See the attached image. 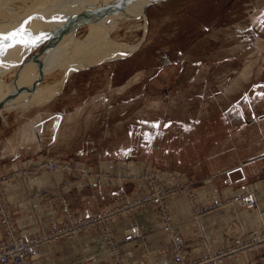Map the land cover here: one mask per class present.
Returning a JSON list of instances; mask_svg holds the SVG:
<instances>
[{"label":"rangeland","instance_id":"1","mask_svg":"<svg viewBox=\"0 0 264 264\" xmlns=\"http://www.w3.org/2000/svg\"><path fill=\"white\" fill-rule=\"evenodd\" d=\"M82 1L73 0L60 13L56 25L65 32L56 52L51 48L46 53L56 26L37 22L40 28L34 26L33 37L12 41L34 42L0 53V198L14 226L4 184L62 173L69 182L51 190L58 198L71 185H78L83 195L95 191L97 180L108 192H120L115 199L106 195L101 208L83 216H75L62 198L61 223L48 231L77 227L75 236L65 237L73 238L99 228L113 264H125L112 229L119 219L127 222L121 230L124 240L140 238L142 226L156 224L166 242L168 264H177L168 235L179 238L185 264H264V218L246 220L245 230L237 223L241 214L259 207L255 193L239 179L242 163L264 161V151L259 152L264 149V105L243 101L256 97L259 88L256 78L240 87L239 77L248 75L253 63L246 61L259 53L257 35L264 30L256 21L264 0ZM42 3L40 9L46 6ZM31 5L32 0L20 2L15 25L31 20ZM124 5L134 17L107 34L104 22L116 19L111 14ZM44 15H37L40 22L47 19ZM225 70L231 78L239 71L226 103ZM153 194L166 196V213L155 202L137 203ZM247 196L252 202L244 205L241 198ZM179 197L190 203L196 224L206 232L218 224L227 228L224 238H213L211 247L202 240L199 252L186 248L180 218L171 206ZM214 210L234 218L216 221L208 215ZM150 211L154 223L146 215ZM99 212L106 215L103 221L85 223ZM107 230L112 246L104 236ZM53 242L40 247L33 264H39L43 248ZM83 260L90 264L95 257Z\"/></svg>","mask_w":264,"mask_h":264},{"label":"crops","instance_id":"2","mask_svg":"<svg viewBox=\"0 0 264 264\" xmlns=\"http://www.w3.org/2000/svg\"><path fill=\"white\" fill-rule=\"evenodd\" d=\"M257 7L260 8V5L258 4ZM259 10H262V13L257 18L256 23L263 26L264 30V25L260 23V18L262 14H264V8H260ZM253 22L254 21H252V23ZM259 34L257 35L256 47L261 55L258 53L256 59L246 61L253 63L252 67L247 69L249 73L246 77H239L240 87H243L250 79L256 78L254 86L255 88H259L256 90L257 96H247L243 100L248 104L250 102L251 105H257L258 103L264 105V98L260 95L264 93V32ZM243 64L239 71L243 68ZM239 71L236 72L232 78L231 75H227L226 70L224 71V75H222V78L226 80L224 84L225 96H223L225 103L227 100L231 99L230 96L233 90L227 91V89L229 86L233 85V78ZM228 103L229 105L232 104V102ZM229 110L232 111L233 109L230 108ZM255 115L256 114L251 113L250 116L253 117ZM260 127H262V125H260ZM256 150L260 149L257 148ZM262 151H264V149L259 152ZM256 169L257 171L255 172ZM239 181L245 186L246 190H251L255 193L259 204L257 210L250 211L249 213L246 212L245 214L243 213L241 214L242 216L240 215L241 221H237L239 230H245L246 220L249 221L252 217L264 218V161L260 162L259 158H255L254 161L251 160L242 163ZM68 182L69 178L65 177L62 173H42L31 177L15 178L4 184L5 187L3 190L11 205L13 220L18 233L22 237L32 239L58 227L62 219V209H60L62 198L66 206H69V209L75 216H83L87 212H92L101 208L105 204L106 195L108 199L119 197L118 194L120 192L118 190V192L114 190L108 192L109 189L106 190L104 188V190L102 188V186H104L103 183L98 180L95 182L97 185L95 191L91 192L88 190L89 192L87 191L86 195H83L85 192L79 191L78 185L65 187L66 191H64L62 198H58V194H56L54 190L51 191ZM74 183L81 184L77 181ZM171 206L174 215L180 218L179 229L184 238V245L186 248L193 250V253L200 251V248H202L200 247L202 240H204L203 244L206 243L208 247H211V240L213 238L222 239L224 238L223 234L228 232V229L226 228L225 230L221 224H218V226L208 232H206L204 228H201L202 226H198L193 216L192 207L185 198L179 197L172 200ZM146 215L150 219V223L155 222V216L152 211L148 212ZM208 215L216 221V218H218L219 221L231 220L234 218L233 214H225L222 210L208 211ZM125 224H127V222L125 223V221L121 219L112 223V229L116 234L119 248L125 254V264L169 263L166 242L163 236L156 232V224H151L148 227L142 226L141 229L144 235L140 238L124 240L121 230L124 228ZM100 232V229L97 227L93 229L89 228L81 231L77 237L62 238L53 242L45 247V249L43 248L39 264H77L79 261L80 264H85L83 257L87 255H94L95 257V260L90 264H113L110 256L104 252L105 243ZM203 235H205V237H203Z\"/></svg>","mask_w":264,"mask_h":264},{"label":"built area","instance_id":"3","mask_svg":"<svg viewBox=\"0 0 264 264\" xmlns=\"http://www.w3.org/2000/svg\"><path fill=\"white\" fill-rule=\"evenodd\" d=\"M47 167H51V169H55L56 165L48 164ZM164 195H150L146 198H141L137 201L138 204L141 203H152L155 202L161 207V211L166 213L164 207ZM243 200V204H251L252 200L247 197L241 198ZM106 215L104 213L99 212L95 216L87 219L85 223L95 224L104 220ZM89 224V225H90ZM0 264H33L34 261H37L40 257V247L48 244L53 241H57L61 238L72 237L77 233V227L75 230L72 228L67 229H59L53 230L46 234H42L32 239H25L17 231L16 226L11 221L9 212L5 206L4 201L0 198ZM88 226V225H86ZM84 226V227H86ZM105 238L108 241L110 246L114 245L112 242V236L110 232L107 230L104 234ZM171 239L172 245L176 248L173 253L174 261L177 264H185L183 253L179 247V238L175 235H168ZM115 249V248H114ZM190 264V263H189ZM194 264V263H191Z\"/></svg>","mask_w":264,"mask_h":264},{"label":"bare ground","instance_id":"4","mask_svg":"<svg viewBox=\"0 0 264 264\" xmlns=\"http://www.w3.org/2000/svg\"><path fill=\"white\" fill-rule=\"evenodd\" d=\"M23 0H0V34H4V35H7L8 33H12L13 31H15V30H17V29H19L20 27H21V25H15V20L16 19H18L19 18V16L17 17V15H18V9H17V7H18V5L20 4V2H22ZM42 1H44V2H46L45 4H46V6L44 7V6H42V8L40 9V6L41 5H43V3H42ZM49 1H51L50 3H48ZM78 1H80V0H78ZM89 0H83L82 2L83 3H85V2H88ZM71 3H73V0H32V5H31V7H35V9L33 10V11H31V12H29L28 14V17L29 18H31V20L26 24V23H24L23 24V27H24V31H23V33H22V35H21V37L22 36H28V35H30L31 34V32H33V29H34V26L36 27H38V25L37 24H35V23H40V24H42L43 25V27L44 26H47V24H48V26H56L53 30H54V32H53V37L51 38V40H50V42H48V44H47V52L46 53H49V51H48V49L50 50L51 48L54 50H52L53 52H56L57 51V49H59L60 48V46H59V41H60V39H61V37H62V35L64 34V32H65V29L63 28V27H58L56 24L59 22V15H60V13L62 12V11H64V10H66L69 6H71ZM50 5V6H49ZM49 6V7H48ZM51 6H53V7H51ZM126 6L127 5H124V7L121 9V12L120 13H117V12H113L111 15H114V14H117L115 17H116V19H111L112 20V24L109 26V22L111 21V20H108V21H106V22H104V24H105V31L104 32H106L107 34L108 33H110V28H113V29H115L117 26H118V22H121L122 20H124V19H132L133 17H134V11L133 10H131V9H128V8H126ZM124 9V10H123ZM39 14H46V16H47V19H43V18H41L42 19V21L40 22L39 20V16H37V15H39ZM106 15V14H105ZM100 16V17H97L98 19H105V17L107 16ZM45 16V15H44ZM44 16H42V17H44ZM28 17H26V18H28ZM98 19H95V20H93L92 21V24L95 26V25H97V21H98ZM118 19V20H117ZM117 20V21H116ZM44 23V24H43ZM128 23V22H127ZM134 25V24H133ZM36 27V28H37ZM96 27H98V26H95L94 28H96ZM38 28H40V27H38ZM37 28V29H38ZM46 28V27H45ZM48 28V27H47ZM135 28V27H134ZM29 29V30H28ZM42 29V28H41ZM49 29V28H48ZM98 29V28H97ZM96 29V30H97ZM108 29H109V31H108ZM35 30V29H34ZM43 30V29H42ZM47 30V29H46ZM50 30V29H49ZM38 31V30H37ZM41 32V31H40ZM29 33V34H28ZM47 33V32H46ZM49 33V32H48ZM50 33H51V31H50ZM40 34H42V33H40ZM45 34V33H44ZM32 35V37H33V34H31ZM35 35V34H34ZM43 36V35H42ZM41 36V37H42ZM45 36H47V35H45ZM44 36V37H45ZM17 37H19V36H17ZM31 36L29 37V38H32ZM35 37V36H34ZM43 37V38H44ZM47 37H49V36H47ZM46 37V38H47ZM42 38V39H43ZM18 39V38H17ZM25 39V38H24ZM23 39V40H24ZM18 40H20V39H18ZM18 40H16V41H18ZM31 40V39H30ZM13 41V39L12 40H5V41H3V44L4 45H6L8 42H11L10 44L11 45H14V46H12V47H8L7 49H12V48H14L15 47V44H17L18 42H16V43H14V42H12ZM26 41V40H25ZM6 43V44H5ZM39 43H40V41H39ZM110 42H108V41H106V44H105V46H107L108 44H109ZM18 44H20V43H18ZM28 44V43H27ZM44 52V51H43ZM42 54H45V53H42ZM7 56H9V55H12L9 51H8V53L6 54ZM8 59V58H7ZM15 59V58H14ZM11 60V59H10ZM9 60V62L10 63H12L11 61ZM6 61V60H5ZM14 61V60H13ZM49 62V61H48ZM3 61H2V65L1 66H3ZM6 64V63H5ZM6 68H8L7 66H5ZM5 67H4V71H6L5 70ZM3 68H1V70H2ZM3 71H0V73L1 74H3L2 73ZM246 72H248V71H246ZM245 71L243 72V73H246ZM0 74V75H1ZM2 76V75H1ZM33 81V80H32ZM20 86V85H19ZM18 85L16 86V88H17V90H18V87H19ZM23 86V85H22ZM27 86V85H26ZM29 86V85H28ZM34 86V85H33ZM32 86V87H33ZM11 87V86H10ZM15 87V86H14ZM8 89V88H7ZM13 90V89H12ZM18 94V93H17ZM16 94V95H17ZM20 94V93H19ZM13 95V94H12ZM15 95V94H14ZM20 96V95H19ZM39 116V115H38ZM38 121H36L35 123H34V125L37 123ZM33 126V123H31V127ZM24 130V129H23ZM25 130H27L26 128H25Z\"/></svg>","mask_w":264,"mask_h":264},{"label":"snow or ice","instance_id":"5","mask_svg":"<svg viewBox=\"0 0 264 264\" xmlns=\"http://www.w3.org/2000/svg\"><path fill=\"white\" fill-rule=\"evenodd\" d=\"M260 23L262 25H264V14H262L261 18H260ZM24 31V27L23 25H21V27L15 31H13L12 33H9L7 35H3V36H0V53H3V52H6L7 48L8 47H12L14 45H4L3 44V41L5 40H12L14 39L15 37L17 36H21L22 33ZM18 43H30V42H34V41H24L22 38L20 40L17 41ZM262 96V98H264V93H261L260 94Z\"/></svg>","mask_w":264,"mask_h":264}]
</instances>
